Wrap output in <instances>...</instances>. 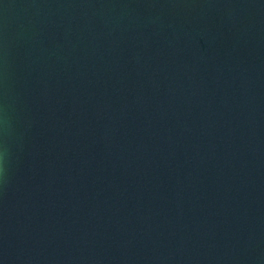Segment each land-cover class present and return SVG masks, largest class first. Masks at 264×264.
<instances>
[{
    "label": "water",
    "instance_id": "95a60500",
    "mask_svg": "<svg viewBox=\"0 0 264 264\" xmlns=\"http://www.w3.org/2000/svg\"><path fill=\"white\" fill-rule=\"evenodd\" d=\"M0 264H264V0H0Z\"/></svg>",
    "mask_w": 264,
    "mask_h": 264
}]
</instances>
